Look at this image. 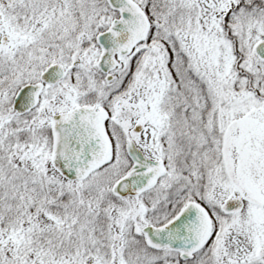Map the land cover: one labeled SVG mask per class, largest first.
<instances>
[{
	"label": "snow or ice",
	"instance_id": "obj_1",
	"mask_svg": "<svg viewBox=\"0 0 264 264\" xmlns=\"http://www.w3.org/2000/svg\"><path fill=\"white\" fill-rule=\"evenodd\" d=\"M0 264H264V0H0Z\"/></svg>",
	"mask_w": 264,
	"mask_h": 264
}]
</instances>
